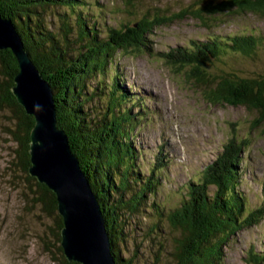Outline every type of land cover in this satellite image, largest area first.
<instances>
[{
  "label": "trees",
  "instance_id": "obj_1",
  "mask_svg": "<svg viewBox=\"0 0 264 264\" xmlns=\"http://www.w3.org/2000/svg\"><path fill=\"white\" fill-rule=\"evenodd\" d=\"M123 1L126 7H131L137 0ZM201 2L198 10L189 11L201 20L205 12L214 17L229 12L264 17V0ZM83 6L82 0H0V14L15 25L25 50L53 91L57 126L66 133L70 148L100 204L115 263L137 264L142 261L134 254L124 256L123 253L128 249L126 242L134 234L139 235L136 230L147 234L148 228L142 218L148 213L153 218L152 238L159 240L160 236L154 230L162 222L176 234L172 236L174 264H221L222 248L228 238L264 219V184L263 201L253 208L239 190L240 153L247 141L231 136L214 161L206 165L195 180H189L180 189L179 204L174 209L165 210L157 202V193L166 173L167 160L159 153L147 171L140 173L138 150L132 146L131 139L133 129L146 114L140 108L136 113L131 112L134 98L127 90L121 89L123 81L119 83L116 67L109 76L105 74L108 59H112L116 52L149 51L144 44L148 41L145 36L157 26L184 17L187 10L167 18L158 14H139L135 19L119 22L118 27H108L98 35L94 22L87 25L88 19L79 9ZM56 7H64L73 13L72 24L76 25L72 29L76 31L73 43L69 42L66 31L60 36L46 27L42 13L46 8ZM263 45L264 33L249 31L214 35L203 42L191 41L188 48L172 49L159 55L176 65V69H183L186 80L199 85L209 103L242 106L256 111L258 118L251 126L254 129L264 120V71L242 76L233 72L212 75L205 70L212 60L223 54L252 58ZM17 71L10 50H0V113L5 114L8 121L3 127L9 141L15 144L14 164L27 181L34 183L38 193L36 201L46 214L54 217L59 230L61 223L55 213L54 195L27 173L29 133L34 120L12 95L11 87ZM105 76L111 79L105 87L106 95L103 94ZM95 77L97 83L89 91V82ZM93 99L101 103L88 104ZM57 249L60 253L58 264H75L63 258L59 245ZM248 256L251 264H264V251L252 258L249 252ZM155 262L160 261L156 259Z\"/></svg>",
  "mask_w": 264,
  "mask_h": 264
},
{
  "label": "rangeland",
  "instance_id": "obj_2",
  "mask_svg": "<svg viewBox=\"0 0 264 264\" xmlns=\"http://www.w3.org/2000/svg\"><path fill=\"white\" fill-rule=\"evenodd\" d=\"M82 1L84 6L79 9L88 19V26L94 22L98 27V35L108 27H118L119 22L135 19L139 14H158L167 18L187 10L184 17L157 26L145 36L148 41L144 44L149 51L116 52L112 59H108L105 70L109 76L113 67L117 68L119 83L123 81L121 89L127 90L134 98L131 112L136 113L140 108L146 114L133 129L131 139L132 146L138 150L140 173L147 171L159 153L167 160L157 202L165 210L174 209L179 204L180 189L189 180H195L235 135L247 141L240 153L239 190L250 207L258 206L263 201L264 120L261 126L252 129V122L258 118L253 109L209 103L200 86L192 80L187 81L184 70L176 69V65L167 62L159 53L188 48L191 41L203 42L214 35L249 31L264 33V17L235 12L214 17L205 12L201 20L189 11L198 10L202 0H137L131 7H126L123 0ZM42 15L48 29L60 36L66 31L69 42H74L76 31L72 29L76 25L72 24L71 11L64 7L46 8ZM205 71L212 75L233 72L242 76L264 71V45L252 58L223 54L212 60ZM108 76L103 79L104 90L111 80ZM96 83L97 77L91 79L88 90L91 91ZM103 94L106 95L107 90ZM89 103L100 104L101 101L93 99ZM6 118L0 113V264H58L60 236L55 219L43 211L35 199L38 193L34 183L27 181L14 164L15 144L9 141L3 127L8 125ZM144 216L142 220L148 228L147 234L136 230L139 235L134 234L126 242L128 249L124 256L134 254L137 259L141 258L137 264H155L156 259L160 261L158 264H174L172 236L176 234L162 222L154 230L160 236L159 240L152 238L153 218L148 213ZM262 251L264 219L228 238L222 248L221 264H251L249 252L252 258Z\"/></svg>",
  "mask_w": 264,
  "mask_h": 264
},
{
  "label": "water",
  "instance_id": "obj_3",
  "mask_svg": "<svg viewBox=\"0 0 264 264\" xmlns=\"http://www.w3.org/2000/svg\"><path fill=\"white\" fill-rule=\"evenodd\" d=\"M6 49L18 67L12 95L34 120L27 173L54 195L63 258L75 264H116L100 204L66 133L57 126L53 91L25 50L15 25L0 14V50Z\"/></svg>",
  "mask_w": 264,
  "mask_h": 264
}]
</instances>
